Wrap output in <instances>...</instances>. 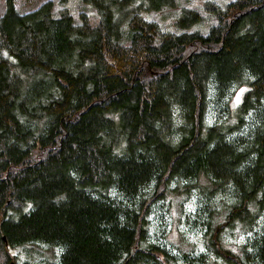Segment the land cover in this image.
<instances>
[{
  "label": "trees",
  "instance_id": "1",
  "mask_svg": "<svg viewBox=\"0 0 264 264\" xmlns=\"http://www.w3.org/2000/svg\"><path fill=\"white\" fill-rule=\"evenodd\" d=\"M82 1L0 17L3 264H264V0Z\"/></svg>",
  "mask_w": 264,
  "mask_h": 264
},
{
  "label": "rangeland",
  "instance_id": "2",
  "mask_svg": "<svg viewBox=\"0 0 264 264\" xmlns=\"http://www.w3.org/2000/svg\"><path fill=\"white\" fill-rule=\"evenodd\" d=\"M49 0H15L17 8L21 12H26L32 10L34 8L39 7L42 3ZM55 3V8L58 10L59 8L69 7L70 12L75 17V22L79 21V15L81 12L87 13L91 22L93 24L98 23L99 21V13L96 8L89 4L85 3L82 0H68L66 4H62L61 0H52ZM237 0H176L175 7L167 8L161 11H150L145 12L144 16L147 19L157 21L163 28L170 29L177 33L181 31H200L202 33H208L209 30L218 24V13L214 10H210V8L206 7L207 3L216 4L220 9H225L229 4L235 2ZM6 8V0H0V17L4 13ZM184 8H194L200 11L203 15V20L194 23L186 30H176L175 24L178 17L181 15ZM244 88H239L233 98V103L236 105L241 102L243 97ZM172 238H176V232L172 234ZM230 241L236 243L244 242V235L240 237L231 239ZM55 251H59L58 248H54ZM0 264H3V257L0 254Z\"/></svg>",
  "mask_w": 264,
  "mask_h": 264
}]
</instances>
